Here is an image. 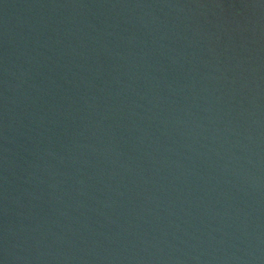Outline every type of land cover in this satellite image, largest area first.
Segmentation results:
<instances>
[{
  "label": "water",
  "instance_id": "obj_1",
  "mask_svg": "<svg viewBox=\"0 0 264 264\" xmlns=\"http://www.w3.org/2000/svg\"><path fill=\"white\" fill-rule=\"evenodd\" d=\"M0 264H264V0H0Z\"/></svg>",
  "mask_w": 264,
  "mask_h": 264
}]
</instances>
